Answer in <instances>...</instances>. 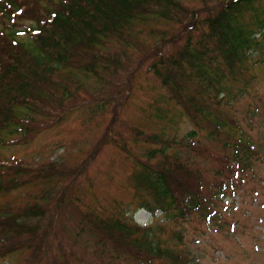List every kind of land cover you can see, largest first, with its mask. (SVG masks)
Here are the masks:
<instances>
[{
	"label": "trees",
	"instance_id": "trees-1",
	"mask_svg": "<svg viewBox=\"0 0 264 264\" xmlns=\"http://www.w3.org/2000/svg\"><path fill=\"white\" fill-rule=\"evenodd\" d=\"M174 1L178 2L0 0V148L28 144L55 124L59 118L52 117L49 109L55 105L58 110L63 109L78 95L83 80L89 76L105 83L101 73L110 70L105 57L117 56L105 55L110 36L121 38L122 45L128 46L129 39L135 41L142 36L141 26L148 22L151 31L147 37L152 34L160 37L155 49L147 50L155 57L146 65L147 71L169 89L193 125L186 138L193 141L199 131L203 141L219 138L222 142L221 154L213 155L216 166L202 170L210 174L208 180L198 169L207 155L206 149L189 142L185 151L177 149L172 154L169 152L173 141L164 142L155 134L133 129L134 141L147 148L141 157L126 152L135 161L127 178L133 198L138 201L130 212L133 215L143 209L152 214L160 212V216L155 224L144 228L128 223L127 211L122 217L107 219L95 212H79L82 217L77 225L82 228L75 236L83 231L96 235V251L104 254L108 250L105 254L108 264H189L183 249H178L184 247V230L176 228L167 233L164 226L188 223L195 215L202 222L212 220L214 209L240 181L249 160L256 155L257 148L247 130L222 109L231 108L238 95L244 96L253 80V77L245 79V74L264 63V45L254 38L252 31L264 30V17L252 14L253 7L262 0H217L205 16L193 13L184 24L177 21L185 34L183 42L173 52L157 54V47L172 43L176 37L152 26L155 19L168 17L156 9ZM20 19L31 24L24 25L22 31L29 39L26 43L15 38ZM101 61L106 66L97 65ZM56 77H61V82ZM189 87L200 97L188 91ZM129 91L128 87L124 95L128 96ZM248 113L249 119L253 118L254 111ZM41 118L47 120L40 123ZM194 151L197 153L193 156ZM156 159L157 164L153 162ZM60 166L57 161L33 166L0 158V196L34 182L49 187L42 193L41 203L33 202L19 210L10 206L0 208V227L6 235L13 234L7 237L17 239L27 234L12 245H1L0 257L21 249L29 251L31 260L27 264L35 260L41 263L49 253L56 257L51 245L55 230L53 225H45V218L48 202L58 196V180L64 177L57 171ZM62 201L60 198L57 201L56 218L61 216ZM67 202L73 206L70 214L77 217L78 199ZM50 230L53 233L48 234Z\"/></svg>",
	"mask_w": 264,
	"mask_h": 264
},
{
	"label": "rangeland",
	"instance_id": "rangeland-1",
	"mask_svg": "<svg viewBox=\"0 0 264 264\" xmlns=\"http://www.w3.org/2000/svg\"><path fill=\"white\" fill-rule=\"evenodd\" d=\"M217 2L178 0L157 8L168 17L155 19L152 26L176 37L172 43L157 47V54L173 52L183 42L185 34L177 21L184 24L193 13L205 16L206 10L214 8ZM253 9L257 13L252 14L258 18L264 17V0ZM29 23L27 19L17 21L19 25L15 28V38L18 41H29L22 32L24 27L31 25ZM141 27L144 31L142 36L135 41L129 39L128 46L122 45L121 38L110 36L108 39L110 42L105 44V55L111 53L117 56L105 57L110 66V70L101 73L105 83L100 84L89 76L83 80L84 86L78 95L65 104L63 109L58 110L56 105L49 109L52 117L59 118L55 124L45 128L28 144L0 148V158L14 162L33 166L56 161L61 163L57 171L63 173L64 177L58 180V196L56 200L48 202L45 218V225H53L55 230V237L51 235V245H54L52 252L56 257L49 253L48 258L41 263L35 260L32 264H108L105 255L108 250L104 254L96 251V235L93 237L83 231L75 236L77 230L82 228L77 225L82 217L79 212H95L107 219L122 217L123 212L127 211L130 213L126 217L128 223L143 226L156 223L160 215L158 212L155 219L143 210L137 211L130 218V211L138 205V201L133 198L127 178L134 170L135 161L127 157L126 152L141 157L147 148V145L134 141V128L146 134H155L164 142L173 141V149L169 152L172 154L177 149L185 151L184 146L189 142L206 149L207 155L201 159L203 161L198 169L210 180V174L206 175L202 170H212L216 166L217 161L213 155L221 154L222 142L219 138L203 141L202 132L199 131H196L197 137L193 141L186 138V134L193 130V125L188 122L182 112L183 108L177 105L169 89L147 71L146 65L155 60L147 50L155 49L160 36L152 34L147 37L151 31L149 22ZM252 31L255 32L254 38L264 45V30ZM97 65L106 66L102 61ZM244 77L249 80L253 77L247 92L244 96L235 97L231 108L222 109L225 113L229 112L230 117L233 115L241 128L247 130L257 148L256 155L251 157L242 175L243 180L236 182L233 193H227L228 196L218 204V212L221 213L218 224L211 222L207 225L195 215L188 223L164 226L167 233L176 228L184 230V247L178 249H183L186 261L192 264H264V63L255 65ZM60 78L55 79L61 82ZM128 87L130 91L126 96L124 90ZM73 88L75 90V85ZM187 90L194 94L192 87ZM198 94H194L196 98L200 97ZM247 111H254L253 118L249 119ZM46 120L41 118L40 123ZM197 157L200 158V155L197 154ZM158 160L153 162L157 164ZM48 189L47 185L34 182L21 190L0 196V208L10 206L19 210L33 202L41 203L42 193ZM59 198L63 199L64 204L60 208V218H56ZM75 198L78 199L77 217L70 214L73 206L67 202ZM224 206L226 209L222 208ZM88 229L86 227L85 230ZM4 231L0 227V246L5 243L12 245L18 239L27 237L25 234L21 238L12 239L7 236L13 234L6 235ZM51 233L53 231L50 230L48 234ZM29 255L27 249L11 252L0 257V264H27L31 260Z\"/></svg>",
	"mask_w": 264,
	"mask_h": 264
}]
</instances>
